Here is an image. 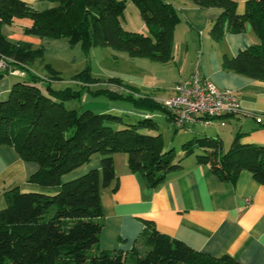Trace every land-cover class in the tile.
<instances>
[{
	"label": "trees",
	"instance_id": "16d2710c",
	"mask_svg": "<svg viewBox=\"0 0 264 264\" xmlns=\"http://www.w3.org/2000/svg\"><path fill=\"white\" fill-rule=\"evenodd\" d=\"M51 1V7L35 9L23 0H0V58L9 68L26 73V78L14 82L8 96L0 99V144L14 146L24 160L39 164L29 182L58 189L54 193L22 192L19 188L6 191L7 206L0 209V264H241L229 255L216 257L195 250L162 233L150 220H144L146 227L131 250L101 248L100 190L116 176L114 153H126L131 169L150 186L179 170L181 161L197 149L198 161L209 164L221 180L235 183L247 169L264 184V144L243 143L238 132L225 151L221 139L195 136L184 144L185 155L174 161V149H165L162 134L144 131L155 128L152 117L131 122L110 112L69 108V100L81 99L86 88L92 92L90 85L100 80L87 68L76 75L80 90L54 89L51 81L59 79L56 69L48 65L52 77L44 79L30 66L44 56L43 47L10 40L2 31L5 25L28 18L31 23L23 27L27 35L66 38L86 50L111 47L130 57L170 63L174 61V34L180 17L167 0H131L149 27L145 34L124 28L126 0ZM190 1L203 9H219L209 30L216 41L227 33H242L246 23L251 24L260 42L235 56L224 54L222 67L264 81V0H246L244 12L238 11L237 0ZM8 74L9 69L0 70V77ZM108 83L112 86L93 93L129 100L139 110L161 111L173 123L162 100L134 94L117 77ZM255 119L258 127H264V119ZM95 155L101 156V167L75 175Z\"/></svg>",
	"mask_w": 264,
	"mask_h": 264
},
{
	"label": "crops",
	"instance_id": "0c3cea01",
	"mask_svg": "<svg viewBox=\"0 0 264 264\" xmlns=\"http://www.w3.org/2000/svg\"><path fill=\"white\" fill-rule=\"evenodd\" d=\"M23 1L35 9L54 5L51 0ZM167 1L179 14L177 27L187 22L188 34L183 41L179 64L183 75L174 86L190 77L198 63L202 76L221 90L234 91L243 109L241 114L216 120L221 125L224 121L222 126L228 123L239 126L241 141H246L243 143H264V127H258L255 119H264V81L222 67L224 54L232 57L249 45L260 42L251 24L246 23L242 33L225 35L223 55L217 51L206 56L204 51L197 50V32L201 34L210 29L219 9H203L190 0ZM126 4V11L131 9L136 17L142 19L138 7L131 0H126ZM245 7L246 0L238 2L239 12H244ZM30 23V19L24 18L9 26L17 24L23 29ZM27 37L28 40H37L36 37ZM192 48L194 50L190 51ZM190 53L193 54L191 60ZM177 54L174 43V61ZM9 76L16 75L9 73L0 77V99L6 98L10 92L13 81ZM173 93L174 87L171 93L156 99L163 101ZM113 161L116 176L110 185L100 190L103 229L99 243L102 249L131 250L146 227L144 220H150L152 226L162 233L182 240L200 252L216 257L229 255L241 264H264V184L259 183L249 170H242L235 183L221 180L209 164L199 162L193 154L181 161L179 170L169 173L157 186H150L131 169L126 153H114ZM100 167L101 156L97 155L85 170L81 167L75 175ZM38 168L37 162L24 160L14 146L0 144V209L7 206L5 193L12 188H19L22 192L54 193L58 190L29 182V177Z\"/></svg>",
	"mask_w": 264,
	"mask_h": 264
},
{
	"label": "rangeland",
	"instance_id": "374dc122",
	"mask_svg": "<svg viewBox=\"0 0 264 264\" xmlns=\"http://www.w3.org/2000/svg\"><path fill=\"white\" fill-rule=\"evenodd\" d=\"M237 1L241 2V0ZM122 22L127 30L145 34H149L150 32L143 18L139 19V16L136 17L129 8L124 13ZM186 26L187 22L185 21L176 28L174 43L178 54L176 55V60L170 63H161L144 57H130L126 52L115 51L111 47L98 46L86 50L81 44L71 45L66 38L50 39L27 35L24 33L22 27L17 24L12 27L5 25L2 31L12 41L25 40L33 43L35 48L43 47L44 56L36 58L30 66L37 75L44 79L52 77L48 65L56 69L59 72V79H53L51 81L52 87L56 90H65L68 87H71L73 90H80L81 84H77L76 75L87 68L90 69L91 75L100 81L97 84L90 85L92 92L86 88L81 99H71L67 102V106L78 109L88 108L96 113L110 112L121 115L125 118V121L131 122L144 119L148 115L152 117L155 128L152 127V130L144 131L153 135L161 133L164 139L165 149H174V161H177L185 155L184 144L195 136L219 138L222 140L223 149L227 151L231 147L236 133L239 132V126L237 128L231 123L222 126L219 120H214L210 125L196 123L181 128L170 122L161 111L148 110L146 114L139 113L134 110V105L129 100L111 98L109 94H94L93 92L101 87L106 88L112 86L108 83L109 79L117 77L124 84L128 85V89L130 88L135 92L134 94L141 93L142 96L162 98L171 93L173 87H175L174 84L183 75L179 64L181 52L184 48L183 41H185V38H188ZM209 30L208 28V30L200 32L202 35L197 32V50L204 51L206 56L210 52L216 53L220 51L218 53H221V51L226 49V36L222 40L216 41L211 37ZM20 36H24L22 37L23 39ZM27 36L36 37L37 40H28ZM191 50L194 49L192 48ZM196 55H198L197 52ZM221 55H223V52ZM192 56L193 54L190 53V60ZM11 69L15 72L13 73L9 70V73L16 75L9 76L13 81L12 85L14 82L22 81V79L26 78V73L22 69L15 67ZM243 142L246 141L244 140ZM199 152L200 150L197 149L195 154ZM95 156L91 160H94ZM90 162H87L80 168L85 170ZM80 168L78 170H81ZM141 248H143L142 245Z\"/></svg>",
	"mask_w": 264,
	"mask_h": 264
},
{
	"label": "built area",
	"instance_id": "2783aa9c",
	"mask_svg": "<svg viewBox=\"0 0 264 264\" xmlns=\"http://www.w3.org/2000/svg\"><path fill=\"white\" fill-rule=\"evenodd\" d=\"M6 69L15 72L9 68L6 60L0 58V70ZM163 102L172 114L173 124L181 128L196 123L211 124L218 118L223 119L243 112L234 91L217 88L213 82L202 76L198 63L190 77L177 83L174 94ZM222 125H225L224 121Z\"/></svg>",
	"mask_w": 264,
	"mask_h": 264
},
{
	"label": "bare ground",
	"instance_id": "6f19581e",
	"mask_svg": "<svg viewBox=\"0 0 264 264\" xmlns=\"http://www.w3.org/2000/svg\"><path fill=\"white\" fill-rule=\"evenodd\" d=\"M3 59V58H2ZM148 116V115H147Z\"/></svg>",
	"mask_w": 264,
	"mask_h": 264
}]
</instances>
